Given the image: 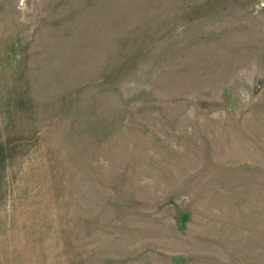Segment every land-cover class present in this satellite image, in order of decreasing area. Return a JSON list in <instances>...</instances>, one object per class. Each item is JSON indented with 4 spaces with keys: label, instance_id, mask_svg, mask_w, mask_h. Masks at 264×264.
I'll list each match as a JSON object with an SVG mask.
<instances>
[{
    "label": "rangeland",
    "instance_id": "obj_1",
    "mask_svg": "<svg viewBox=\"0 0 264 264\" xmlns=\"http://www.w3.org/2000/svg\"><path fill=\"white\" fill-rule=\"evenodd\" d=\"M0 264H264V0H0Z\"/></svg>",
    "mask_w": 264,
    "mask_h": 264
}]
</instances>
